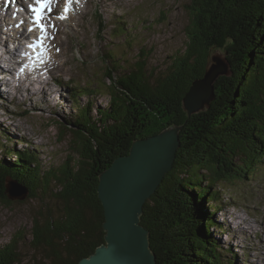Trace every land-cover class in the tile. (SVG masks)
Segmentation results:
<instances>
[{"label": "trees", "instance_id": "16d2710c", "mask_svg": "<svg viewBox=\"0 0 264 264\" xmlns=\"http://www.w3.org/2000/svg\"><path fill=\"white\" fill-rule=\"evenodd\" d=\"M187 7L191 17L184 49L162 76L147 69L143 48L131 64L122 55H101L108 106H97L92 114L90 100L77 105L72 117L56 122L60 133L70 130L74 136L72 153L58 168L41 169L30 149H3L0 202L12 203L6 194V178L12 177L41 204L32 216V261L22 263L23 234L17 232L0 247V264H78L89 256L104 242L99 174L127 154L134 139L172 124L181 126L180 147L140 217L157 263L234 262L230 250L232 258L224 254L223 259L211 228L223 230L214 215L219 186L247 178L264 159V0H190ZM115 33L127 29L119 26ZM131 40L126 37L127 44ZM215 49L224 51L228 74L216 78L209 105L188 115L182 99L192 81L204 75ZM13 154L16 158L6 159Z\"/></svg>", "mask_w": 264, "mask_h": 264}, {"label": "rangeland", "instance_id": "374dc122", "mask_svg": "<svg viewBox=\"0 0 264 264\" xmlns=\"http://www.w3.org/2000/svg\"><path fill=\"white\" fill-rule=\"evenodd\" d=\"M61 1L56 6L57 12L46 14V18L60 19L62 24L58 30L53 26L55 23L48 26L55 41L50 42L49 54L58 49L56 35L62 42L60 49L63 52L60 51L61 56L53 58L49 61V67L41 71V75L48 79L49 87L36 88L33 90L35 95L30 96L29 91L18 90L12 85L10 93H6L8 97L0 95V141L4 143L3 147L0 146V158L7 145L18 151L30 148L44 171L58 168L72 153L69 144L74 138L73 133L70 130L60 133L56 122L72 117L77 105H84L90 100L93 103L92 114H96L94 110L97 106H108L110 93L102 87L108 79L104 74L101 55L105 59L108 52L122 55L124 63L131 64L137 59L140 48H143L147 54V69L154 77L162 76L173 56L184 49L186 27L191 17L187 7L190 0ZM69 2L75 7H67L68 14H62V9ZM98 15L103 19L101 37L97 36L100 24ZM48 19V23L51 22ZM118 20L126 22L127 33H115L114 21ZM127 36L132 37L130 45L127 44ZM6 41L9 50L13 51L9 37ZM212 57L220 59L227 66L224 51L215 49L209 60ZM126 66L119 68L118 73H123L128 68ZM90 83L91 86L88 85ZM31 87L29 85V89ZM80 87H90L96 92L85 94L77 91ZM73 92L79 98L76 103L69 97ZM10 158L11 155L6 156V159ZM261 161L248 172L247 178L223 182L218 188L220 199L214 215L223 230L213 227L211 232L224 252L223 259L224 254L231 259V253H234L232 264H264V159ZM53 185H56L55 182H52ZM10 200V205L0 202V247L14 234L21 232L22 263L31 262L33 254L28 243L32 216L40 208L41 201L30 199L27 193L22 200ZM48 202L53 205V198Z\"/></svg>", "mask_w": 264, "mask_h": 264}, {"label": "water", "instance_id": "95a60500", "mask_svg": "<svg viewBox=\"0 0 264 264\" xmlns=\"http://www.w3.org/2000/svg\"><path fill=\"white\" fill-rule=\"evenodd\" d=\"M227 66L212 57L201 78L192 81L182 103L188 115L205 109L214 97V82L227 75ZM177 124L159 133L134 139L127 154L116 157L98 176L97 193L103 207L104 242L78 264H158L150 246L149 230L140 217L144 202L172 168L180 147ZM10 199H23L27 189L6 178Z\"/></svg>", "mask_w": 264, "mask_h": 264}, {"label": "bare ground", "instance_id": "6f19581e", "mask_svg": "<svg viewBox=\"0 0 264 264\" xmlns=\"http://www.w3.org/2000/svg\"><path fill=\"white\" fill-rule=\"evenodd\" d=\"M9 1L0 0V2H1L0 3V46L2 48V52H0V58L2 60H0V61H2L3 65L7 64L8 61L12 62L14 59H18L19 62L23 63V61L21 60V57L25 56L26 54L21 50L20 43L22 42V40L23 39L27 40L30 37L34 38L37 35H39L41 37V35H42L40 32V29L35 27V25H34L32 11L29 12L30 8H27V6H26L27 3H29V5H34V0H26V1L25 0L24 1L23 0H9ZM56 2L58 3V1H56ZM24 3H25V6H24ZM70 3L71 2H69L67 5L68 8L70 6L75 7L74 5H71ZM64 9H63L62 14H68V10H67V12H65ZM25 14H28L31 16L30 21H32L31 22L32 23L31 24L32 30L29 32V34L25 33V28L23 27V23L21 22V19L24 18ZM59 15H57V16H59ZM56 21L57 22L54 24V26L58 30L59 24L61 22H60V19H56ZM51 22H52V20H51ZM51 22L48 23V21L43 17V14H42V23L44 25L50 24ZM7 37H9V39L12 41V46L14 47L13 51L9 50V48H8V42L6 41ZM55 40L57 42V48L58 49L57 50L55 49L56 51H51V54H49L50 42L52 43L54 41L53 40V33L50 32L49 30H47V28L45 27V33L43 34L42 42H43V45L45 46V48H47V50H48V52L45 54L46 59L48 61H52L53 58L57 59L58 57L61 56L60 54L62 51L60 48H61L62 42L59 41L58 35L55 36ZM54 43H55V41H54ZM37 51H38V49H37ZM62 54H63V52H62ZM41 66H43V65H41ZM0 67H1V65H0ZM8 70L12 71V69H10V68ZM34 71L35 70L30 71L25 76L26 80L28 81V84L32 85L30 90L27 87V91H29L30 96H31V94L35 95V92L33 90H35L36 88L41 90L42 88H48L49 87V85H48L49 82H47V80L45 78L42 79L41 77H39L35 73H32ZM6 73H8V71H6ZM19 78H21V77H19ZM19 80L20 79H18V81ZM35 85H38V87H34ZM17 87L24 89L26 86L24 84L22 86L21 83H18ZM45 91H47V89H45ZM1 94L5 95V93L2 90L0 92V95ZM44 94L47 95L46 92H44ZM1 99H3V98H1Z\"/></svg>", "mask_w": 264, "mask_h": 264}, {"label": "snow or ice", "instance_id": "6c2138e0", "mask_svg": "<svg viewBox=\"0 0 264 264\" xmlns=\"http://www.w3.org/2000/svg\"><path fill=\"white\" fill-rule=\"evenodd\" d=\"M51 4V0H34V5H29L30 10L33 13V22L35 27L40 29L41 32V38L37 40L36 44L42 46V38L43 34L45 33V25L42 23V13L45 9L51 10L49 5ZM68 8L67 5L65 6L64 11L67 12ZM63 19L64 17L61 16ZM32 28H29V31H31ZM36 45L30 44L29 47H35Z\"/></svg>", "mask_w": 264, "mask_h": 264}]
</instances>
